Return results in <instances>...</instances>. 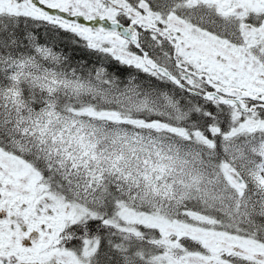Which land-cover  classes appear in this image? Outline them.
<instances>
[{"label":"snow or ice","instance_id":"snow-or-ice-1","mask_svg":"<svg viewBox=\"0 0 264 264\" xmlns=\"http://www.w3.org/2000/svg\"><path fill=\"white\" fill-rule=\"evenodd\" d=\"M0 264H264V0H0Z\"/></svg>","mask_w":264,"mask_h":264}]
</instances>
